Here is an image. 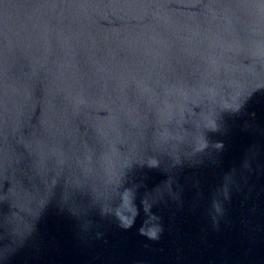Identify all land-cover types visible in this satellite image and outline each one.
Masks as SVG:
<instances>
[{
	"label": "water",
	"instance_id": "obj_1",
	"mask_svg": "<svg viewBox=\"0 0 264 264\" xmlns=\"http://www.w3.org/2000/svg\"><path fill=\"white\" fill-rule=\"evenodd\" d=\"M0 264H264V0H0Z\"/></svg>",
	"mask_w": 264,
	"mask_h": 264
}]
</instances>
